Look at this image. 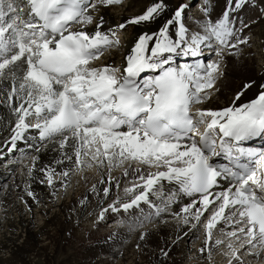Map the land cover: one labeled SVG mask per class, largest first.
Listing matches in <instances>:
<instances>
[{
    "label": "snow or ice",
    "instance_id": "snow-or-ice-1",
    "mask_svg": "<svg viewBox=\"0 0 264 264\" xmlns=\"http://www.w3.org/2000/svg\"><path fill=\"white\" fill-rule=\"evenodd\" d=\"M122 3L0 0V105L10 117L0 159L35 152L27 167L33 180L41 151H50L53 158L38 168L41 184L55 190L54 180L64 187L70 175L95 169L100 179L90 191L97 199L116 185L98 220L122 211L133 217L130 231L143 229L142 241L146 224L175 220L178 228L202 230L198 251L208 264L214 252L222 264H264V83L246 101L253 80L225 106H208L229 61L264 20V0H224L214 17L204 5L192 22L182 0L171 7L147 0L139 13L106 18ZM258 6V17H244ZM130 27L136 36L117 62ZM23 192L25 207L26 197L40 203L28 183ZM180 239L178 231L159 249L157 264Z\"/></svg>",
    "mask_w": 264,
    "mask_h": 264
},
{
    "label": "bare ground",
    "instance_id": "bare-ground-1",
    "mask_svg": "<svg viewBox=\"0 0 264 264\" xmlns=\"http://www.w3.org/2000/svg\"><path fill=\"white\" fill-rule=\"evenodd\" d=\"M145 1L146 0H131V3L134 5H127V7L125 9L123 8L124 10L120 13L118 12L119 6L111 7L109 9L110 11L107 10L106 12V18L108 16H115L119 19L120 17H129L133 14L139 13L142 7H144L143 3H145ZM204 5L208 6L209 13L214 17L223 9L224 0H202L201 4H198L199 8L196 9L188 22H192L194 19L203 15H198V13L202 12ZM139 6L140 8L137 11ZM243 15L245 18L252 17L255 19L260 15L259 6L254 9H245ZM260 21L263 20H259L255 25H253L251 29V36L254 35L252 32L254 27L258 24L261 25ZM153 27H155V25H153ZM135 36L136 30L131 27L128 28L127 32L123 33L124 40H127V44L125 45L126 48L130 46ZM124 53L125 52L122 51L117 53V62H119L120 56ZM252 55V49L248 44L244 46L243 54L239 57V59L229 61L226 75L218 85V94L212 99L211 104L208 105L209 107L225 106L226 102L232 99L235 92L242 87L243 83L249 80L255 81L257 86L247 91L242 97L241 102L254 97L256 92L259 90L258 85L260 83H264V67L256 68L254 65V57ZM9 118L8 109L3 105H0V150H3L4 152H6L4 141L8 136V133L4 129ZM260 143V141H257L256 146H259ZM35 154V152L29 150L28 155L21 157V160L16 164L12 163V165H9L7 167V171L0 170V175L3 173L0 180V199L3 197L5 201L4 206L8 204L6 206L5 211L7 212L5 216L0 214V232L4 233V237L6 239V245L4 247L6 248L8 243L13 245L11 248H6L5 253L0 254V264H5L7 261L10 264H57V259L60 258L57 256V254H59L57 252L59 250V236L61 228L63 229V222L67 223L71 218V208H78V212L80 214V220L78 219L79 222L77 219H71L72 224L78 223V226L80 223L89 220L92 214H96V212H99L100 214V208L102 206L106 208V205L111 203L112 200L116 198L118 193L116 185L112 184L110 186L109 197H104L101 190L99 195L100 197H103V200L96 198V194L90 191L92 185L94 183L98 184L100 179L99 174L95 169H85L83 172L84 178H81L80 174L70 175L65 182L64 187H61L60 182L55 180V190L46 184H43L45 186L43 187L34 181L35 176L37 175L36 172L39 167L48 163L53 158V155L50 151L48 155H45L43 150L41 151L39 159L36 162L37 167L34 169L33 180H29L27 167L31 164V155ZM12 171H18V173H4ZM57 171H59L58 168ZM112 174L116 177H120L122 170L114 169ZM106 179L107 178L105 177V180ZM128 179H131V176H129ZM25 183H28L29 185L31 184L30 187L33 191H38L39 189L42 192V196H38V200L40 201L38 206L34 205L31 198L26 197L28 205L27 208L37 207V213L33 215L31 212L30 216L28 215V212L24 213L25 211L22 209V206H25V203L21 201V205H16L15 202L17 199L14 200V196L12 194V191L17 189L18 199L20 196L24 195L23 188ZM123 186L124 181L121 180V186L119 189L120 192H122ZM58 192H63L64 194L66 193V197L65 199H59L60 201L58 200V202H56L55 195L56 193L58 194ZM69 193L74 194L70 197ZM75 194L78 195V197L74 196ZM74 197L77 198L75 199ZM85 197H88V200L86 202V206L82 207L79 204V201ZM59 203L64 204L65 206V210L63 212L62 209L63 213H61V215L57 212H53L52 210L50 214H45L48 206L53 207L56 205L57 207ZM73 203H75V206ZM145 211H147L146 206ZM176 211H179L178 207L176 208ZM26 214L27 216L25 217ZM38 216H43L45 218L41 217V221L43 222H39L37 224V230L31 229ZM126 216L128 217L127 219H125ZM132 218L133 217L128 216V214L122 211L118 213H113L111 210L106 211L104 218L99 219V222L95 223L93 228L88 229L87 231L89 235L86 237H92L96 240V242L91 246L84 244L85 249L78 247L79 250H74L77 253L79 252L78 255H81L82 264H157L159 249L165 244H171V240L175 239L178 231L181 235V239L171 246L165 264H208L207 253H200L198 251L203 241L202 230L192 228L191 225L184 227L182 224L178 228L177 221L175 220H171L166 225H158L156 227H153L151 224H146L145 227L148 229L150 234L146 240L142 241L140 240L139 232L143 229L136 227L133 231L129 230L128 225ZM104 222H108V224H105L104 227L107 225L109 229L107 227H101ZM9 228H11L12 231H8ZM21 229L25 232V238L22 241V244H20V241H18V243L15 241L17 240L16 230L20 231ZM37 232L42 235V238H35V236L38 235ZM20 235L21 234H19V237ZM195 236L196 239H198V247L197 249H191V246L194 244L193 243L191 245V241L195 238ZM219 236L217 237L219 238ZM188 240H190L188 244L189 246L186 244ZM137 245H139V247H137ZM214 253V264H218L217 262L220 264V262H222V257L218 253ZM66 261L64 259L63 262ZM66 264H68V262ZM71 264L81 263L72 262Z\"/></svg>",
    "mask_w": 264,
    "mask_h": 264
},
{
    "label": "rangeland",
    "instance_id": "rangeland-1",
    "mask_svg": "<svg viewBox=\"0 0 264 264\" xmlns=\"http://www.w3.org/2000/svg\"><path fill=\"white\" fill-rule=\"evenodd\" d=\"M195 1V0H194ZM193 1V2H194ZM182 2H187L188 3V0H182ZM147 3V0L145 1V3H143L144 5ZM168 3H169V5H170V7L171 6H174L176 3H177V0H168ZM134 5V4H132L131 3V0H123V3L122 4H118L119 5V11L118 10H116V11H118L119 13L120 12H122L126 7H127V5ZM143 5V6H144ZM111 8V7H110ZM109 8V9H110ZM124 8V9H123ZM133 8H135V7H133ZM140 8V6L137 8V11H138V9ZM143 8V7H142ZM108 9V10H109ZM136 9V8H135ZM110 11V10H109ZM141 11V10H140ZM196 11V10H195ZM118 12H116V13H118ZM115 17V16H114ZM112 17V19H113V22L115 23V22H117L119 19L117 18V17ZM264 21V20H263ZM263 21H260L261 22V25L260 24H258L256 27H254V29H253V34L254 35H252L251 37V39H250V42H251V49H252V56L254 57V65L256 66V68L257 67H262V59H263V57H262V54H263V52H262V49H264V24H263ZM125 32H127V31H125ZM125 36H126V34H125ZM126 38H127V36H126ZM126 41V40H125ZM124 41V43H126ZM123 51H125V47L123 46ZM259 65V66H258ZM72 194H74V193H69V196L71 197V195ZM74 196H77L78 197V195H74ZM55 197H56V202H58V200L60 199H65V197H66V193L64 194L63 192L62 193H59L58 192V194L56 193V195H55ZM76 197V198H77ZM75 198V197H74ZM75 198V199H76ZM59 200V201H60ZM74 204V206H75V203H73ZM21 205V204H20ZM59 206V207H58ZM58 206L56 207V205L55 206H53V207H47L46 209H47V212L45 213V214H50L52 211L53 212H57V213H59V215H61V213H63L64 212V210H65V206H64V204H61V203H59L58 204ZM62 206V207H61ZM80 206V205H79ZM23 207V206H22ZM45 207V206H44ZM51 208H53V209H51ZM26 209L28 210V211H30V208H27L26 207ZM62 209H63V212H62ZM74 209H78L77 207H75V208H71V213H72V215H71V213H70V219H69V221L66 223V222H63L64 224H63V229L61 228V232H60V236H59V242H58V247H59V250L57 251L59 254H57V256L58 257H60V258H58L57 260V264H66L67 262H68V264H71L72 262H79V263H81L82 264V258H81V255H78L79 254V252L77 253L76 251H74V250H79V248L81 247V248H83V249H85L84 247H85V245L86 244H88V246H91V245H93V243H95V240L94 239H92V237L91 238H89V237H86L87 235H89L88 234V229L89 228H91L92 229V226H93V223H94V218H91L90 220H88V221H86V222H83V224L81 223V224H79L78 226L79 227H77V225L76 226H72L71 224H72V221H71V219H79L80 220V214H79V212L77 211V213H76V215L74 214L75 213V210ZM27 210H25V212L24 213H26V212H28ZM52 210V211H51ZM73 210V211H72ZM28 215L30 216V214L28 213ZM27 216V214L25 215V217ZM75 216H76V218H75ZM24 217V216H23ZM24 217V218H25ZM78 217V218H77ZM43 218H45V217H43ZM42 219H41V217H39L38 216V218L36 219V222L34 223V225H33V227L31 228V229H36V227H37V224L39 223V222H43V221H41ZM79 220H78V222H79ZM74 221V220H73ZM73 224H75V223H73ZM78 224V223H77ZM41 225V224H40ZM66 225V226H65ZM70 226V227H69ZM83 227V228H82ZM106 227H107V225H106ZM106 227H103V228H106ZM76 229V230H75ZM19 230V229H18ZM17 230V231H18ZM37 230V229H36ZM86 230V231H85ZM83 231V232H82ZM15 232V231H14ZM74 232V233H73ZM17 234V233H16ZM20 234L22 235H20V237H19V234H17L16 235V238H17V240H15L17 243H18V241H20V244H22V241L24 240V238H25V232L23 231V229H21L20 230ZM24 234V235H23ZM37 234L38 235H36L35 236V238H42V235L39 233V232H37ZM189 234H191V233H189ZM83 236V240H81L80 239V237H82ZM15 237V236H14ZM77 237V238H76ZM88 238V239H87ZM19 239V240H18ZM190 239H191V237H190ZM61 240V241H60ZM90 241V242H89ZM189 241L190 240H188V242H186V244L188 245L189 244ZM194 243V244H193ZM85 244V245H84ZM90 244V245H89ZM193 244V245H192ZM196 244V241L194 242H191V245L192 246H194ZM189 246V245H188ZM192 246H191V248H192ZM60 247H61V249H60ZM79 247V248H78ZM78 248V249H77ZM71 250V251H70ZM73 251V252H72ZM16 252V251H15ZM14 252V253H15ZM71 252V253H70ZM74 253H75V255H74ZM71 255V256H70ZM77 255H78V258H77ZM67 256V257H66ZM65 257V258H64ZM70 257V258H69ZM25 259V258H24ZM64 259H65V261L66 260H68V261H66V262H63L64 261ZM63 260V261H62ZM72 262H71V261ZM63 262V263H62ZM218 264H219V262H217ZM5 264H10L8 261H7V263H5ZM220 264H222V262H220Z\"/></svg>",
    "mask_w": 264,
    "mask_h": 264
}]
</instances>
